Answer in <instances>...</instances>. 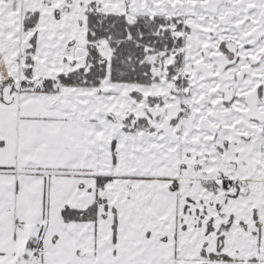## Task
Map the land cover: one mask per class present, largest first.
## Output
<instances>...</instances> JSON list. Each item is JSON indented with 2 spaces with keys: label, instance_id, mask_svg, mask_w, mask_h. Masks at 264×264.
I'll return each instance as SVG.
<instances>
[{
  "label": "snow or ice",
  "instance_id": "obj_1",
  "mask_svg": "<svg viewBox=\"0 0 264 264\" xmlns=\"http://www.w3.org/2000/svg\"><path fill=\"white\" fill-rule=\"evenodd\" d=\"M0 264H264V0H0Z\"/></svg>",
  "mask_w": 264,
  "mask_h": 264
}]
</instances>
